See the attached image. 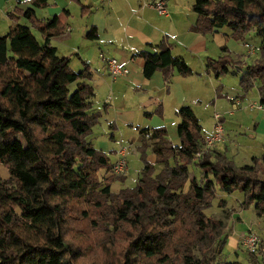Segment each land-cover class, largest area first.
I'll return each instance as SVG.
<instances>
[{"label": "trees", "instance_id": "obj_1", "mask_svg": "<svg viewBox=\"0 0 264 264\" xmlns=\"http://www.w3.org/2000/svg\"><path fill=\"white\" fill-rule=\"evenodd\" d=\"M32 5L15 8L9 30L0 34V164L9 173L0 174V264H242L217 259L226 245V224L205 210L219 188L240 191L242 207L264 216V152L238 165L225 152L206 148L200 120L185 105L178 111L179 144H172L164 126L140 130L144 167L136 186L114 193L112 182L124 176L101 186L100 171L109 172L116 161L88 139L103 116L95 107L93 73L85 62L74 70L72 56L59 55L52 39L65 33L66 22L60 15L43 19L36 11L49 0ZM192 10L198 15L195 32L228 27V38L243 40L251 30L261 37L253 62L224 55L208 58L207 66L216 77L235 66L242 89L257 85L263 105L264 0H195ZM92 12L81 4L82 15ZM85 37L97 39V27ZM146 46L156 48L137 53L146 78L161 71L167 80L174 69L193 74L165 41ZM151 145L155 163L146 157ZM191 166L201 170L199 177L190 176ZM261 247L248 251L254 264H260Z\"/></svg>", "mask_w": 264, "mask_h": 264}, {"label": "rangeland", "instance_id": "obj_2", "mask_svg": "<svg viewBox=\"0 0 264 264\" xmlns=\"http://www.w3.org/2000/svg\"><path fill=\"white\" fill-rule=\"evenodd\" d=\"M176 6V5H175ZM9 11L3 12L0 10V31L7 32L9 28L5 25L4 18L7 17ZM13 12L10 11L9 13ZM159 15V14H158ZM161 16V15H160ZM7 20V19H6ZM21 23L30 25V23L22 18ZM8 29V30H7ZM221 30L220 36L228 39L227 43L222 41L224 45H227L228 52L225 53L220 45L213 47L212 58L219 59L221 56L227 55L229 59L237 61L241 59L246 63L253 62L260 55L261 37L251 30L249 34L245 36L243 40H236L233 37L228 38L226 34H231V30L228 27H224ZM33 32L41 38V34L38 30L33 29ZM62 36V35H61ZM57 41H54V45ZM249 44L251 48L255 49V53H251L249 48L246 47ZM63 50L59 51V55H62ZM98 52L96 53L97 60ZM72 56V55H69ZM78 57L77 55L72 58ZM188 62L191 64L193 74L189 76H183L177 73L172 87L175 88V94L173 96L168 95L165 88L152 94L154 97L153 102L144 104L145 108L141 104L148 99V96H140L130 89V92L124 97L119 95L120 98H115L110 87V84L116 82V90H119L117 81H113L109 75L105 77L110 83L106 82L104 86L96 88L95 107L103 112V116L99 123L94 126L92 134L88 137L92 144L99 150L103 151L113 163L117 161L119 152L122 149H126L128 169L121 174L110 175L108 170L104 172L100 171V185L103 186L107 179L116 176V179L125 177L123 181L115 180L112 182L111 190L118 194L123 188H131L136 186L141 169L144 167L142 160L143 149L142 139H140L139 129L149 125L151 127L164 126L167 129V136L171 140L173 145L180 143L177 128L181 123V116L178 113L182 106L190 105L198 116L200 123L203 127L204 138L209 137L213 133V129L216 123L215 114L220 113L223 119L225 128V140L217 143L213 148L223 151L225 145H230L229 131L233 134L241 135L242 132L247 136L241 138V142L245 143L253 140L255 137L253 129V121L250 122L247 119H242V123L238 120L239 113L235 112L231 115V101L229 98L239 96L244 100V104L249 105L257 100L255 97H259L258 86L256 85L248 92H244L240 85V72L238 69L230 64L229 72L222 74L220 77H216L213 71L207 72L208 59H195L193 60L189 55L187 56ZM74 70H78V66L72 65ZM158 76L154 78L153 84L156 86V90L159 89ZM172 79V80H173ZM93 83V82H92ZM96 84V82H95ZM244 93H240V92ZM229 97V98H228ZM256 99V100H255ZM216 101V103H215ZM105 103L108 104L107 111L104 109ZM159 103L162 104V113L158 112ZM257 103V102H256ZM258 104L260 102L258 101ZM250 108V107H249ZM121 109L133 112L135 118L132 123H126L124 120L118 119L117 112ZM145 112H151L149 116L145 117ZM120 113V112H118ZM250 123V124H248ZM140 127V128H137ZM150 127V128H151ZM139 138V139H138ZM241 147H244L241 145ZM240 150V149H239ZM246 150V149H245ZM247 151V150H246ZM241 152L243 150L241 149ZM252 153V152H251ZM147 159L155 163L156 155L153 152L152 145L146 149ZM232 159L238 164L251 163L250 158L243 157ZM6 169V168H5ZM190 176L201 175V170L190 167ZM160 171V168L156 170V173ZM189 183L186 185L188 188ZM244 195L240 191H235L231 194L221 192L217 189V195L213 200L212 206L205 210V212L214 218L221 219L226 224L225 234L222 238H225L226 245L223 248V252L217 256L219 261H239L242 264H254L252 255L248 252L246 247L242 244L241 240L244 235L252 230L262 238V249L264 250V216L258 215L254 207L243 208L242 202ZM97 246L93 251V256L97 255ZM206 248V247H205ZM205 248H203L205 250ZM210 248L207 251V255L210 254ZM194 253L203 257L204 253L194 249ZM263 254H260V264L262 263Z\"/></svg>", "mask_w": 264, "mask_h": 264}, {"label": "crops", "instance_id": "obj_3", "mask_svg": "<svg viewBox=\"0 0 264 264\" xmlns=\"http://www.w3.org/2000/svg\"><path fill=\"white\" fill-rule=\"evenodd\" d=\"M158 1L160 0H81V4L91 6L93 11L91 15H82L81 4L76 0H49V5L46 8H37L36 11L43 19L60 15L66 22L65 33L62 36L54 37L52 42L57 41V45H55L58 47V53L63 50L64 53L61 56H78L73 58L72 65L80 67L79 69H82L85 63L90 66L95 89L104 86L106 82L110 83L105 75H109L113 81L121 78L117 82L119 83V90H116V82L110 84L112 95L121 99L119 95L124 97L132 89L142 97L148 96V99L141 103L145 108L144 104L153 102L152 94L162 88L166 89L168 95L173 96L176 92L172 85L177 73L180 74L174 69L167 80L161 71L156 72L151 79L146 78L143 73L144 58L138 56L137 53L145 49L152 52L156 51V48L148 47L146 44L165 41L170 45L172 53L185 59L192 68V63L190 64L187 60L188 55L193 60L212 58V51L215 50L213 47H217V44L223 46L225 43L223 44L222 41L226 43L228 41V39L220 36L223 34L221 30H213L205 34L191 30L198 18V15L192 10L195 0H165L168 4V16H160L152 8L151 4ZM32 6V0H0V10L3 12H10L17 7L25 9ZM9 12L4 18L8 28L12 24ZM93 25L97 27L98 38L90 40L85 37V34ZM5 33L0 31V34ZM97 52L100 61L97 60ZM102 55L118 60L127 69V73L114 79L109 73L108 66L102 60ZM206 71L209 72L208 68ZM156 75L161 76L160 78L158 76V90L153 84ZM243 91L240 93L245 92ZM236 98L241 97L229 98L232 109L231 115L238 112V120L241 123L242 119H247L249 122L252 120L255 137L251 141L242 143L241 138L247 134L244 132L241 135L233 134L228 129L231 144L225 145L222 152H225L230 159L232 157L239 158L242 155L252 160L253 156H261L264 152V104H261L259 95V97H255L257 100L255 99L256 101L253 103L257 102L256 104H258L259 101L262 105L261 109L250 106L249 108L243 103L234 110L232 102ZM118 112V119L124 120L126 123L133 122L135 118L133 112L124 109ZM158 112L162 113L161 103H159ZM148 114L151 112H145V117L149 116ZM147 124L145 126L150 128L151 126ZM143 128L141 127L139 131ZM139 138L142 139L141 134ZM0 174L3 178L9 176L8 170L1 164Z\"/></svg>", "mask_w": 264, "mask_h": 264}, {"label": "built area", "instance_id": "obj_4", "mask_svg": "<svg viewBox=\"0 0 264 264\" xmlns=\"http://www.w3.org/2000/svg\"><path fill=\"white\" fill-rule=\"evenodd\" d=\"M152 8H154L157 13L161 16H168V4L165 0H160L158 2L151 4ZM246 47L249 48L251 53H255V49L251 48L249 44H246ZM102 60L108 66V70L110 75L116 79L120 76H123L127 73V69L124 68L118 60L114 58H108L105 55H102ZM233 109L236 110L240 105L244 103L242 98H236L232 102ZM252 108H262L261 104L251 103L249 105ZM222 116L220 113L215 114V126L213 129V133L209 137H205L206 148H213L215 144L223 142L225 140V128L224 123L221 120ZM200 155V154H198ZM128 169V161H127V153L126 149H122L119 152V157L117 161L112 166L111 170L109 171L110 175H117L124 173ZM242 244L246 247L249 252H256L258 248L262 245V238L252 230H249L241 240Z\"/></svg>", "mask_w": 264, "mask_h": 264}]
</instances>
